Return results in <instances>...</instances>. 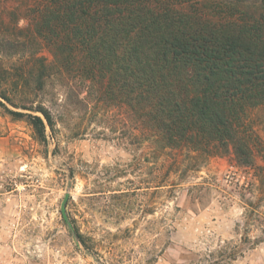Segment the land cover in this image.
Masks as SVG:
<instances>
[{"label": "rangeland", "instance_id": "rangeland-1", "mask_svg": "<svg viewBox=\"0 0 264 264\" xmlns=\"http://www.w3.org/2000/svg\"><path fill=\"white\" fill-rule=\"evenodd\" d=\"M42 2L0 0V91L14 103L0 96V264H264V227L245 231L252 207L264 216V176L233 154L162 150L118 105L75 82L55 78L30 96L33 83L14 99L15 75L36 59L54 61L44 44L7 48L16 27L29 33ZM25 105L52 114L46 141L10 114L45 121ZM250 120L264 167V106Z\"/></svg>", "mask_w": 264, "mask_h": 264}, {"label": "trees", "instance_id": "trees-1", "mask_svg": "<svg viewBox=\"0 0 264 264\" xmlns=\"http://www.w3.org/2000/svg\"><path fill=\"white\" fill-rule=\"evenodd\" d=\"M32 11L29 33L16 27L7 48L44 44L54 61L36 59L15 75L14 99L33 83L30 96L45 93L55 78L75 82L118 105L162 150L191 159L233 154L239 167L264 176L250 120L264 106V0H43ZM0 96L14 104L6 90ZM26 106L45 121L9 112L26 117L46 141L52 114ZM246 221L245 231L264 227L254 207ZM76 236L89 249L78 230Z\"/></svg>", "mask_w": 264, "mask_h": 264}]
</instances>
